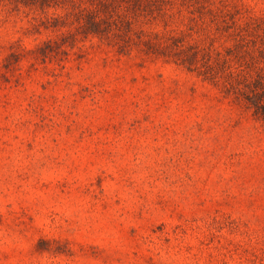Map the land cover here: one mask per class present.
<instances>
[{"label":"rangeland","instance_id":"1","mask_svg":"<svg viewBox=\"0 0 264 264\" xmlns=\"http://www.w3.org/2000/svg\"><path fill=\"white\" fill-rule=\"evenodd\" d=\"M162 5L126 10L134 37L264 23V0ZM71 11L0 0V264H264V120Z\"/></svg>","mask_w":264,"mask_h":264},{"label":"trees","instance_id":"2","mask_svg":"<svg viewBox=\"0 0 264 264\" xmlns=\"http://www.w3.org/2000/svg\"><path fill=\"white\" fill-rule=\"evenodd\" d=\"M27 6L70 5L69 12L80 20L86 34L92 33L106 38H116L123 51L131 45H143L148 54L172 57L189 70L196 71L205 80L217 85L264 120V23L256 20L246 25L235 20L229 9H209L212 21L217 23L215 31L200 24L204 31L199 40L186 39L194 27L179 34H164L143 39L133 36L132 20L126 10L162 11L164 0H14ZM80 1V2H77ZM85 1V4L83 3ZM126 8V9H125ZM137 13V12H136ZM61 16H58L57 20ZM130 26V27H129ZM207 30V31H206ZM212 31V32H211ZM228 37L230 44L217 39ZM47 54L46 52L43 53Z\"/></svg>","mask_w":264,"mask_h":264}]
</instances>
